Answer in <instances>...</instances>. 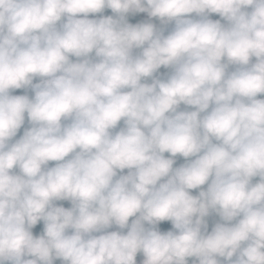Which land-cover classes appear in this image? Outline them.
<instances>
[{"label": "clouds", "instance_id": "clouds-1", "mask_svg": "<svg viewBox=\"0 0 264 264\" xmlns=\"http://www.w3.org/2000/svg\"><path fill=\"white\" fill-rule=\"evenodd\" d=\"M262 94L264 0H0V264H264Z\"/></svg>", "mask_w": 264, "mask_h": 264}, {"label": "crops", "instance_id": "crops-1", "mask_svg": "<svg viewBox=\"0 0 264 264\" xmlns=\"http://www.w3.org/2000/svg\"><path fill=\"white\" fill-rule=\"evenodd\" d=\"M108 15H114V14L111 12L110 9H105L103 13H99V14H95V15L90 14L89 18L90 19L91 18H99L100 16H108ZM193 16H194V14H193ZM126 18H127L129 23L135 24V23H140V22H151V23L156 24V26L158 28L162 27V25L160 24V21L157 18H149L147 13H136V14L129 13ZM210 18L213 20L220 19V17L217 14H212ZM221 22L224 23V21H221ZM173 26H174V22L170 23L169 25L166 26V29H165L166 34L168 31H170L172 29ZM73 59H75V58H73ZM252 62L253 63L255 62V58H253ZM234 68H235V66H230L229 71L234 70ZM169 71H170V69H165L162 67L159 70L158 74H165V73H168ZM33 82L38 83L39 78H36ZM12 94H14V95L28 94L30 97L34 95V93L30 89H28V90H25V89L14 90ZM257 98L264 99V94L258 96ZM184 107H185L184 105H181V109H184ZM189 110H192V109H189ZM28 126L29 125L27 123V118H26L25 125L17 133L16 139H18L23 134L24 128H26ZM120 126L121 127L123 126V122H121ZM165 155L167 156L168 154L165 153ZM54 163L55 162H50L49 166H52ZM182 163H184V158L178 156L176 158V164L174 165V167L179 166ZM126 173H127V170L124 171V174H126ZM258 179H259V177L254 178L253 183L257 182ZM192 194L193 195L198 194V190H192ZM56 203L58 205H63L64 207H71V204L68 201H58ZM131 219L132 218H130V222H131ZM206 219L208 220L209 231H211V227L213 226V224L219 220V218L215 214L210 215ZM158 227L161 231H167V230H171L172 226H171L170 222L166 221V222H162ZM42 230H43V222H40V223H38V225L35 228H33L32 231H33L34 235H40L42 233ZM113 230H119V229H117L116 226H113L111 229H108V231H113ZM124 231L126 232L127 229H125ZM193 259L194 258H189V264H192ZM54 264H62V262L60 260H55Z\"/></svg>", "mask_w": 264, "mask_h": 264}, {"label": "built area", "instance_id": "built-area-1", "mask_svg": "<svg viewBox=\"0 0 264 264\" xmlns=\"http://www.w3.org/2000/svg\"><path fill=\"white\" fill-rule=\"evenodd\" d=\"M143 260V255L142 253H138L137 255V264H141V261Z\"/></svg>", "mask_w": 264, "mask_h": 264}]
</instances>
